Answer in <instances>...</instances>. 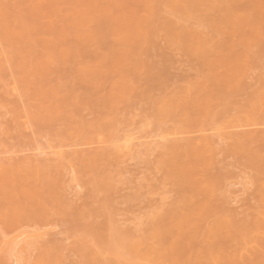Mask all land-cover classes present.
<instances>
[{"label": "rangeland", "instance_id": "rangeland-1", "mask_svg": "<svg viewBox=\"0 0 264 264\" xmlns=\"http://www.w3.org/2000/svg\"><path fill=\"white\" fill-rule=\"evenodd\" d=\"M33 4L44 33L15 34ZM0 21V165H41L2 167L0 225L48 231L29 264H136L140 251L264 264V0H0ZM126 135L131 149L112 157ZM207 135L211 149L161 148ZM82 151L112 158L87 168Z\"/></svg>", "mask_w": 264, "mask_h": 264}, {"label": "bare ground", "instance_id": "bare-ground-1", "mask_svg": "<svg viewBox=\"0 0 264 264\" xmlns=\"http://www.w3.org/2000/svg\"><path fill=\"white\" fill-rule=\"evenodd\" d=\"M220 1H224V0H220ZM33 6H34L33 10L37 8L36 5L33 4ZM40 12H42V11H40L39 9H36L34 11V14H33L34 20L32 23H26L25 21H23L24 22V25H23L22 22H17V24L20 23L19 25H21V26H19V27L16 26L15 29L12 28L13 27L12 25H10L9 28L6 26V28H4L5 31H7L8 29H9L8 31H10L11 29H14L15 34H20L23 32H29V33L41 32V33H44L42 23H40L38 21V16H39ZM83 13H84V11L82 9L77 8L73 13H71L72 15L70 14V16L79 17V16L83 15ZM220 14H227V12H221ZM41 18L45 19L43 14H42ZM5 24H7V22H5L3 26H5ZM37 30H41V31H37ZM188 31H192V30L190 29ZM13 32L14 31H10L9 33H13ZM149 37H150L149 34H146V38H149ZM54 63L55 62L51 63L50 65L41 64L40 67L36 66L40 69V71H34V73L36 74V72H37V74L38 73L43 74V73L51 72L52 67H54V65H55ZM33 65H34L33 62H31V63L29 62V64H28L29 68L38 70V69H36L35 65L34 66ZM32 66L34 68H32ZM211 77H210V75H205L204 81L205 80H206L205 82H207V80L209 81V79ZM14 89H16V88H14ZM253 124L254 123H252V126H254L257 123H255L254 125ZM256 126H259V125L257 124ZM260 131L263 132V130H260ZM218 134L220 136L222 133L217 132V135ZM229 136L230 135H227V134H226V136H223V134H222L221 138L224 137V138L228 139L227 137H229ZM163 138L161 139V141H162V145H161L162 147L161 148L164 150L169 149V150L175 151L176 149H180V148H198V149H200L201 146L211 149L213 146L212 145L213 141L211 140V137L209 135L205 136V138H203V137L198 138L201 141V145L197 144L196 141H198V140H196V139H195L196 141L190 140L188 142L183 143L179 140L180 138L171 139V138H168V136H163ZM218 138H220V137H218ZM231 138H233V137L231 136ZM134 139H135V137H134ZM226 139H224V140H226ZM132 140H133V137H131V136L129 137L126 135L125 143L116 144L114 146V148L112 149L110 155L111 154H120V153L122 155H125L126 152L131 149L130 143H132L134 141V140L133 141ZM54 154L57 155L56 159L58 162L64 163L65 161L71 160V154H68L67 152H65V150L59 149ZM110 155H104L101 152L88 153V152L82 151V153L79 157H82V161H80V162H82L83 166L86 165L87 168H93L98 164V161H100L101 159H103L105 157L106 158L115 157L113 155H111L112 156L111 157ZM115 158L117 159V157H115ZM34 162H35L34 159L28 158V159H24V160L15 162V163H7L6 165H0V170L4 166L3 169L6 168V170L24 168V169L30 170L33 173L34 171H37V170H39V168H41L40 164H35ZM36 178H37L36 174H34L33 176H32V174H30V176H29V179H32V180H35ZM96 179H97L98 183H101V184L107 183V179L103 175H99V177ZM2 183L7 185L10 192L14 195H17L19 193H24V192H27V194L33 195L35 193V189H36L35 186L28 187V185L24 184L23 181L15 180V179H12L10 177H5V176L2 177ZM261 199H262V202L264 205V195L262 196ZM177 219L178 218H176V220ZM13 222L17 223V222H19V219L14 218ZM256 222H258V223L264 222V213L263 212H260L259 216L257 215ZM163 226H161L159 228H162ZM47 234H48V231H40L39 229H28V230H24V231H21L15 235L10 236L3 231V226L0 225V264H29V263H31V262H29L30 259L28 258V256L31 255V252L34 248H38L41 250H47L48 249V244L42 243V242H47V240H44V238L46 237ZM179 234H181V232ZM178 237H173V241L178 240L179 239ZM155 253H156V251H151L147 256H142V252L140 251L136 255H133L132 260L136 264H158V262L160 261L161 258L160 257H154ZM98 255L102 256L103 253L99 251ZM263 258H264V255H263ZM214 259H215V256L210 255L208 260L213 261ZM36 260L33 262V264H40L41 260L40 259L37 261ZM244 261L245 260H241V257H235V259L233 261H231L229 264H246V262H244Z\"/></svg>", "mask_w": 264, "mask_h": 264}]
</instances>
